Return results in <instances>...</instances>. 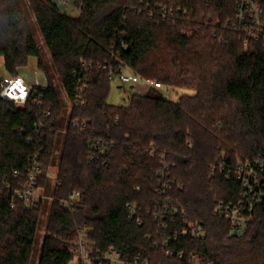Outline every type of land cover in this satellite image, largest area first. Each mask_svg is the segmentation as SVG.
<instances>
[{
	"label": "trees",
	"instance_id": "trees-1",
	"mask_svg": "<svg viewBox=\"0 0 264 264\" xmlns=\"http://www.w3.org/2000/svg\"><path fill=\"white\" fill-rule=\"evenodd\" d=\"M257 1L264 9V0ZM72 2L80 11L65 12L55 0H0L3 72L15 76L29 57H37L46 84L39 96L51 110L37 129L30 108L0 98V264H32L37 248L35 264H70L80 230L95 248L112 247L125 258L139 255L148 264H191L190 253L201 264H264V199L240 238L228 237V221L213 213L217 203L238 199L239 162L253 167L264 188V41L243 46L229 29L235 0ZM28 12L71 103L66 118ZM120 67L140 79L194 93L173 101L161 86L150 87L130 90L123 104H110L104 68ZM82 83L84 104L75 106ZM95 139L108 145L104 167L86 157ZM161 152L172 163L166 196L184 211L171 226L177 234L170 247L185 252L179 258L154 246L158 222L151 211L161 199L154 188ZM32 157L40 186L53 196L48 206L42 201L29 207L5 186L24 178ZM13 170L20 174L16 180ZM74 190L79 204L71 211L61 202ZM127 204L141 224L129 218ZM44 207L45 233L37 247Z\"/></svg>",
	"mask_w": 264,
	"mask_h": 264
},
{
	"label": "built area",
	"instance_id": "built-area-1",
	"mask_svg": "<svg viewBox=\"0 0 264 264\" xmlns=\"http://www.w3.org/2000/svg\"><path fill=\"white\" fill-rule=\"evenodd\" d=\"M65 12H73L72 0H55ZM81 6H77L76 12L80 11ZM226 24L229 29L235 33L241 40L242 45L246 46L250 40L264 41V9L257 0H235L234 18L227 20ZM125 67H120L116 71L110 68H104L107 73V78L111 81L114 78L120 84L130 83L139 85L141 79L130 72H123ZM143 90L150 87H160L161 84L152 79L143 80ZM42 81L36 74L25 76L17 74L4 75L0 86V98L12 102L18 108H30L37 122L35 127L40 129L44 126V119L51 116V110L46 108L39 96L40 89L45 87ZM85 84L77 88L76 96L73 99L75 106L84 104L82 91ZM73 126L78 127L80 122L78 119H71ZM59 132H64L63 128H58ZM31 137L27 138L30 141ZM152 153L154 148L151 149ZM108 145L103 139H95L89 144L86 150V157L89 162L104 167L107 165ZM165 153L159 154L160 167L155 172L154 188L160 195L161 199L155 200L153 210L151 211L153 218L158 222V238L155 241V247H161L166 251L168 256L182 257L185 252L182 249H174L170 247L171 242L176 239L177 230L171 228L179 217H184V211L174 205L170 197H167V192L171 188V180L169 178V168L172 163L165 160ZM39 165L35 157L29 158L28 171L24 178L18 182L11 183L7 181L5 186L13 192L14 198L24 202L29 207H36L42 201H52L53 196L43 190L39 184ZM12 178H19L18 170H13ZM235 176L240 182L241 191L238 199L235 202H219L213 208V213L229 223L227 236L240 238L246 232L247 224L251 218L255 207L264 199V188L260 186L259 180L254 173L253 167L248 163L239 162L235 167ZM79 204V192L74 190L69 196L61 202V205L69 210H75ZM14 203H11V207ZM129 208V218H135L138 224H141V219L136 215L135 208L127 204ZM147 212H150L148 209ZM192 232L197 234L198 229H192ZM73 258L70 264H148L146 260L141 259L139 255L131 258L123 257L120 252L112 247L106 250L95 248L90 240L86 238L85 233L78 231V238L73 241ZM191 264H199L200 259L197 254H189ZM198 262V263H197ZM201 264V263H200Z\"/></svg>",
	"mask_w": 264,
	"mask_h": 264
},
{
	"label": "rangeland",
	"instance_id": "rangeland-1",
	"mask_svg": "<svg viewBox=\"0 0 264 264\" xmlns=\"http://www.w3.org/2000/svg\"><path fill=\"white\" fill-rule=\"evenodd\" d=\"M77 6H78L77 4L73 3V7H75L74 13H76ZM27 18H28L30 25H31L34 40H35L36 44L40 47L41 58L48 65V74L52 79L51 80L52 85L56 89L58 97H59V99L63 105V117L66 118L70 112L71 103L66 98L64 91L62 90L61 85L59 83L58 76L56 75L55 71L52 69L49 54H48V52H47V50L43 44L41 35L38 31V28L34 22L33 17L31 16L30 12H28ZM219 39H220V37H219ZM1 64H2V60L0 59V76L3 77L6 74H4L3 69L1 67ZM123 72L127 73V70L123 69ZM18 73L21 75H25L26 77L29 75L36 74L42 81H45V77H44L43 72L41 71V69L39 67H37V57H35V56L29 57V59H27L26 65L20 67ZM149 79H151V78H149ZM143 80L144 79H141V81L139 82V85L133 86L134 84H130V83L120 84L118 82V80L116 78H114L113 80L110 81V84H109V89H108V94H107V102L110 104H123L126 101V97L128 96L130 90L137 92V91L143 90L141 88H145L142 86L144 83ZM152 80L156 81L155 79H152ZM159 90L162 92V94L166 98L173 100V101L177 100L178 97L182 94H193L194 93V91L191 89L172 88V87H167V86H163V85L159 88ZM56 167H57V154L55 153L54 165L49 168V176L51 177V180H54L53 177H54V174L56 171ZM50 202L51 201H47L46 206H48L50 204ZM47 211H48V208L44 207V209L42 210V213H41L39 223H38L37 233H36L37 247H39L40 242L42 240V237L45 233V223H46V219H47ZM37 258H38V248L33 252V255H32V262L33 263L32 264L36 263ZM199 264H200V262H199Z\"/></svg>",
	"mask_w": 264,
	"mask_h": 264
},
{
	"label": "crops",
	"instance_id": "crops-1",
	"mask_svg": "<svg viewBox=\"0 0 264 264\" xmlns=\"http://www.w3.org/2000/svg\"><path fill=\"white\" fill-rule=\"evenodd\" d=\"M133 86H135V85H133ZM140 88V87H139Z\"/></svg>",
	"mask_w": 264,
	"mask_h": 264
}]
</instances>
